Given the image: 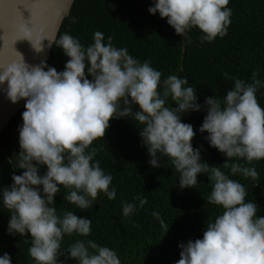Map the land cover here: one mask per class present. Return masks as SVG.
Returning a JSON list of instances; mask_svg holds the SVG:
<instances>
[{
	"label": "clouds",
	"instance_id": "clouds-1",
	"mask_svg": "<svg viewBox=\"0 0 264 264\" xmlns=\"http://www.w3.org/2000/svg\"><path fill=\"white\" fill-rule=\"evenodd\" d=\"M228 3L154 0L148 11L166 19L176 35L187 38L192 28H198L203 40L210 42L227 34ZM42 31L21 23L16 41H28L37 53L44 51L45 40L49 47L54 44L68 57L63 71L46 60L29 64L18 51V61L0 65V91L12 104L23 100L25 109L18 129L19 160L13 164L22 171L18 175L14 171L12 183L0 187V206L9 213L8 234L31 237L29 254L35 264H64L60 256L77 264H121L114 250L91 240H76L61 253L65 235H90L91 220L73 211L59 215L53 205L60 186L70 189L64 199L82 210L91 207L100 192L115 199L112 176L94 162L97 150L89 148L105 137L110 120L129 117L143 126L137 128L152 167H161L158 154L167 156L178 173L180 189L194 188L200 174H209L213 186L207 202L223 208L214 222L207 223L202 238L178 245L176 264H264V215L257 216L259 207L246 200L242 183L202 160V149L192 144L193 125L182 121L184 114L206 111L199 132H206L209 145L227 157L223 167L258 181L255 167L228 163L232 158L248 164L264 159V108L256 96L264 84L256 79L257 73L251 83L235 80L223 100L213 95L201 105L196 88L186 86V77L170 75L162 81V73L149 61L141 63L127 48L114 47L110 36L105 43L100 31L87 47L68 33L49 40ZM169 97L175 107L168 105ZM42 167L46 171L41 175ZM146 202L140 199V206ZM135 210V204H123L125 216ZM152 215L167 232L159 213ZM0 264H12L11 255H0Z\"/></svg>",
	"mask_w": 264,
	"mask_h": 264
},
{
	"label": "trees",
	"instance_id": "trees-1",
	"mask_svg": "<svg viewBox=\"0 0 264 264\" xmlns=\"http://www.w3.org/2000/svg\"><path fill=\"white\" fill-rule=\"evenodd\" d=\"M152 4L150 0H74L56 39L68 33L87 47L94 42V33L100 31L105 43L110 36L114 47L127 48L141 63L149 61L162 73V81L170 75L186 77L189 81L186 86L196 88L201 105L213 95L223 100L237 79L251 83L253 73L264 84V0H229L231 17L227 34L210 42L203 40L204 33L198 28H192L187 38L176 35L166 19H161L158 13L155 16L149 13ZM67 59L53 44L46 62L63 71ZM256 96L264 108V86ZM167 103L172 104L170 97ZM172 106H176L174 102ZM24 110L20 108L0 133V187L12 183L14 171L17 175L22 171L14 169L13 164L19 160L18 129ZM205 115L206 111H200L182 116V121L192 124L196 131L193 147L202 149L203 161L220 167L231 179L242 183L247 190L246 200L257 203V216L264 215V159L251 164L239 158L228 161L229 165L255 167L258 181L231 174L230 168L223 167L227 157L209 145L206 132H199ZM109 123L105 137L94 140L89 150H97L94 162L99 161L105 174L112 176L110 190H116V197L110 200L100 192L92 206L82 210L64 199L70 189L60 186L53 205L57 213L73 211L91 220L90 235H65L60 251L66 253L76 240H91L114 250L121 264H176L181 251L178 245L202 238L207 223L214 222L223 212L222 206L207 202L213 186L209 174H200L194 188L180 189L178 173L167 156L158 154L159 168L149 164L151 157L137 128L142 125L131 117L112 119ZM45 171L42 167L41 175ZM144 198L147 202L140 206V199ZM124 203L135 204V212L125 216ZM153 212L159 213L169 228L167 232ZM8 220L9 213L0 206V255L9 253L12 264H35L29 254L31 237L9 235ZM60 259L64 264H77L63 256Z\"/></svg>",
	"mask_w": 264,
	"mask_h": 264
},
{
	"label": "water",
	"instance_id": "water-1",
	"mask_svg": "<svg viewBox=\"0 0 264 264\" xmlns=\"http://www.w3.org/2000/svg\"><path fill=\"white\" fill-rule=\"evenodd\" d=\"M73 2L74 0H0V65L18 61L19 53L29 64H39L42 60H47L51 49L48 41L43 42V52H35L28 41H16L20 38L19 25L28 23L33 27H42V36L52 40L56 38ZM22 107L23 100L12 104L6 94L0 91V133Z\"/></svg>",
	"mask_w": 264,
	"mask_h": 264
}]
</instances>
